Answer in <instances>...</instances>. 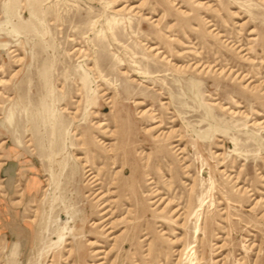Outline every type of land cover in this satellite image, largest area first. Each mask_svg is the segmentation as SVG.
Here are the masks:
<instances>
[{"label": "rangeland", "instance_id": "obj_1", "mask_svg": "<svg viewBox=\"0 0 264 264\" xmlns=\"http://www.w3.org/2000/svg\"><path fill=\"white\" fill-rule=\"evenodd\" d=\"M0 264H264V0H0Z\"/></svg>", "mask_w": 264, "mask_h": 264}]
</instances>
